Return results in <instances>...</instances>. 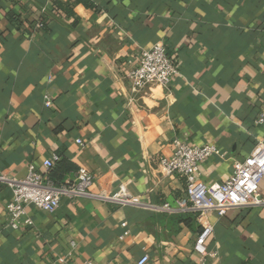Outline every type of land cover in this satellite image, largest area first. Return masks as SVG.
<instances>
[{
    "label": "crops",
    "instance_id": "obj_1",
    "mask_svg": "<svg viewBox=\"0 0 264 264\" xmlns=\"http://www.w3.org/2000/svg\"><path fill=\"white\" fill-rule=\"evenodd\" d=\"M0 0V173L26 174L53 154L62 181L94 174L93 195L54 212L26 207L31 227L13 230L0 183V264H197L203 222L210 264H264V206L193 215L102 199L121 183L147 204L173 202L181 175L157 163L173 138L212 144L198 178L219 184L234 160L264 144V0ZM10 15H12L10 17ZM15 23H14V22ZM164 42L179 73L135 94L125 74L142 49ZM51 104L46 106L45 100ZM264 194V176L259 185ZM71 242L74 245H71Z\"/></svg>",
    "mask_w": 264,
    "mask_h": 264
},
{
    "label": "built area",
    "instance_id": "obj_2",
    "mask_svg": "<svg viewBox=\"0 0 264 264\" xmlns=\"http://www.w3.org/2000/svg\"><path fill=\"white\" fill-rule=\"evenodd\" d=\"M178 73L174 55L160 40L140 51L135 63L125 74V78L130 90L140 94L152 86H168ZM50 104V99L47 98L45 105ZM255 123L264 125V110L259 112ZM170 144V153L158 156L157 163L167 174L184 177L185 191L182 197L175 198L172 203L164 200L156 204H147L141 196L131 193L126 185L121 183L114 194L102 196V199L123 206L193 213L201 216L210 213L223 215L232 208L264 206V194H261L259 189L260 181L264 176L263 143L257 144L248 156L234 160L229 176L219 184H205L198 178L199 164L218 153L216 145H197L179 137L173 138ZM58 158V155L53 154L49 159H45L42 162L44 172H39L30 165L22 177L13 173H0V183L8 186L12 191L11 200L4 205L7 225L11 229L33 225L32 219L26 214V207L29 205L54 212L64 198L93 195L90 188L94 184L95 176L85 168H79L73 179L61 183H56L48 176L49 169ZM211 232L212 224L205 221L194 237L192 248L197 256V264H210V260L216 255V252L209 250L206 245ZM71 245L74 243L71 242ZM148 260V255L144 254L137 264H146ZM84 264L96 263L87 260Z\"/></svg>",
    "mask_w": 264,
    "mask_h": 264
},
{
    "label": "trees",
    "instance_id": "obj_3",
    "mask_svg": "<svg viewBox=\"0 0 264 264\" xmlns=\"http://www.w3.org/2000/svg\"><path fill=\"white\" fill-rule=\"evenodd\" d=\"M76 2H78V3H82L85 7H88V8H93L94 7V4H93V2L92 1H90V0H75ZM56 4H58V5H60V7L61 8H63L65 11H67L68 13H70L71 11H70V9H68L66 6H64V5H62L63 3H60V1H58V0H56ZM12 15H10V17H11ZM14 22V21H13ZM15 23V22H14ZM58 155V160H56L54 163H53V165H52V167L49 169V171H48V176L52 179V180H54L56 183H61V182H63L60 178H58V177H54L53 175H52V172H53V170L59 165V164H61L63 161H64V158L62 157V156H60V154H57ZM180 214V216H182L183 218H184V221H185V223L186 224H190L192 221H193V215H195V214H193V213H179ZM201 230V229H200ZM199 230V231H200ZM198 231V232H199ZM197 232V233H198ZM196 233V234H197Z\"/></svg>",
    "mask_w": 264,
    "mask_h": 264
}]
</instances>
